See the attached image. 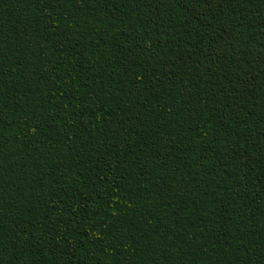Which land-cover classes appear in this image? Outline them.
<instances>
[{
    "label": "trees",
    "instance_id": "obj_1",
    "mask_svg": "<svg viewBox=\"0 0 264 264\" xmlns=\"http://www.w3.org/2000/svg\"><path fill=\"white\" fill-rule=\"evenodd\" d=\"M0 264H264V0H0Z\"/></svg>",
    "mask_w": 264,
    "mask_h": 264
}]
</instances>
